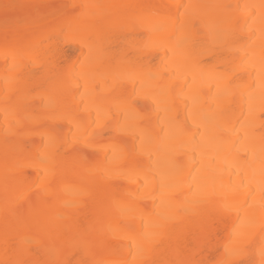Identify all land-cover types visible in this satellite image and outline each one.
Wrapping results in <instances>:
<instances>
[{
  "label": "bare ground",
  "instance_id": "1",
  "mask_svg": "<svg viewBox=\"0 0 264 264\" xmlns=\"http://www.w3.org/2000/svg\"><path fill=\"white\" fill-rule=\"evenodd\" d=\"M0 264H264V0H0Z\"/></svg>",
  "mask_w": 264,
  "mask_h": 264
}]
</instances>
